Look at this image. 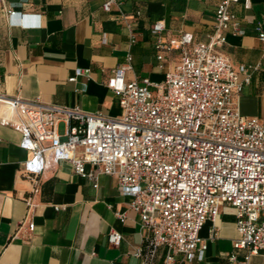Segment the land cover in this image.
<instances>
[{"label":"crops","instance_id":"0c3cea01","mask_svg":"<svg viewBox=\"0 0 264 264\" xmlns=\"http://www.w3.org/2000/svg\"><path fill=\"white\" fill-rule=\"evenodd\" d=\"M103 2L0 0V93L118 117V98L106 87L112 70L130 57L125 81L161 82L180 51H157L152 25L163 22V42L189 33L194 43H206L219 0H115L108 12ZM230 11L242 34H226L220 51L236 72L257 67L237 104L242 116L264 124V44L258 39V29L264 32V0H231ZM78 70H89L88 76L68 82ZM5 114L2 110L0 118ZM20 140L0 122V264H161L165 250L151 256V234L141 229L114 177L86 166L97 177L95 189L70 164H49L31 193L32 184L20 173L30 154L19 148ZM111 230L122 235L118 247L107 241ZM199 237L207 243L204 257L188 264H227L237 239L235 210L220 207L215 223L206 222ZM249 264H264V255L253 256Z\"/></svg>","mask_w":264,"mask_h":264},{"label":"built area","instance_id":"2783aa9c","mask_svg":"<svg viewBox=\"0 0 264 264\" xmlns=\"http://www.w3.org/2000/svg\"><path fill=\"white\" fill-rule=\"evenodd\" d=\"M114 3L104 0L102 9L108 12ZM230 3L219 0L206 43H194L189 33L163 42V22L152 25L156 50L178 49L180 58L161 82L125 81L130 57L112 70L106 87L118 98V117L0 93V112H6L0 122L20 134L19 148L30 154L20 173L32 184L31 193L37 192L43 170L61 162L96 189L89 166L116 179L141 229L151 234V256L165 250L161 264L201 261L207 243L199 232L206 222L215 223L223 205L235 210L237 232L227 264H249L253 256L264 255V124L242 116L237 104L257 67L236 72L220 51L226 34H242ZM258 32L264 44V32ZM136 40L131 33L130 43ZM88 73L78 70L68 82ZM26 203L32 206L30 199ZM121 240L114 230L107 236L114 247Z\"/></svg>","mask_w":264,"mask_h":264},{"label":"rangeland","instance_id":"374dc122","mask_svg":"<svg viewBox=\"0 0 264 264\" xmlns=\"http://www.w3.org/2000/svg\"><path fill=\"white\" fill-rule=\"evenodd\" d=\"M58 131H59V133H62L63 132V124H60L58 126Z\"/></svg>","mask_w":264,"mask_h":264}]
</instances>
